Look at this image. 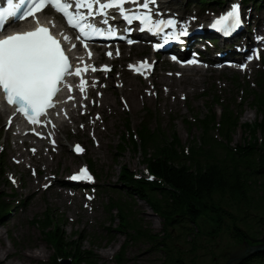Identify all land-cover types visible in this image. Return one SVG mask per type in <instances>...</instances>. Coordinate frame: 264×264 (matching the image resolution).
<instances>
[{"label": "trees", "instance_id": "obj_1", "mask_svg": "<svg viewBox=\"0 0 264 264\" xmlns=\"http://www.w3.org/2000/svg\"><path fill=\"white\" fill-rule=\"evenodd\" d=\"M253 108L257 112L253 124L240 125V118L230 112L224 116L221 129L227 144L220 146L212 140L208 149L199 147L197 138L192 141L187 159L177 151L180 143L175 134L151 135L154 143L142 148V163L149 166L164 186L134 180L132 173L123 167L121 183L163 218L164 227L162 233H154L136 216H131L132 213L128 214L129 211L119 213L121 224L133 228L139 241L160 248L165 256L163 264H197L196 252L214 238L227 235L235 244H241L264 234V95L256 98ZM207 126V121H203L202 130ZM239 127L253 141L232 148L230 144ZM128 150L138 151L134 144L123 146L122 155ZM2 212L0 207V224ZM50 214H46L47 220L42 223V233L53 242L58 256L70 257L77 264H94V254L82 247V234L69 238L64 232L65 222L55 225ZM205 219L211 226L207 230L201 225ZM174 229L182 238H190L189 249L174 243ZM124 253L117 259L119 264H126ZM242 264H264V254H257Z\"/></svg>", "mask_w": 264, "mask_h": 264}, {"label": "rangeland", "instance_id": "obj_2", "mask_svg": "<svg viewBox=\"0 0 264 264\" xmlns=\"http://www.w3.org/2000/svg\"><path fill=\"white\" fill-rule=\"evenodd\" d=\"M187 1L188 0H176V2H174L177 3L176 7L178 9H183L187 4ZM193 1L195 2L196 0ZM226 2H228V0H226ZM256 14L264 16V9L257 11ZM238 75L239 74H235L233 72H206L201 74L199 77H187L182 82V85H188V101L184 104L178 95L176 97V94L172 93V96L176 97L175 102H177V104L173 103V98L171 97L161 104L153 102L151 105L157 111L156 122L160 121L164 126L168 127L172 119H179L176 123V130L184 144L192 145V139L194 137L197 138V136L200 135V130L198 127H195L192 131L188 132L187 126L183 124V121L185 118L188 119L189 117H204L207 113L206 100L203 98V95L200 94L201 91H215L216 93H220V91L227 92V98L230 99L231 95H235V86L239 83L237 80L239 76L240 83L242 84V76ZM242 85L244 95H241L243 89H240V92L236 96L238 100L241 97L245 98L247 96L246 86H244V84ZM136 86L139 87V84L137 83ZM113 101L117 110L115 106H113V109L115 108L117 114H115L114 111L112 112L111 108L107 109V113L111 117V119H108L109 132L101 134L103 136V145L100 149H93V153L87 158V160L93 159L96 166L98 165L97 171L102 177V181L107 185H112L109 189L102 192L99 203L95 208V215L93 216L90 213L86 215L81 214L82 210L80 201L77 203V209L69 212L70 206L67 203H65L62 207L57 205V201L53 197H51V199H54L53 202L46 200L44 196L37 197V194H34V191L37 189L35 182H33V186L31 188L27 187L25 192L13 191L18 195V197L20 194L22 196L27 195L29 202L26 204V207L21 206L22 209L17 210L14 204L16 199L12 200L13 212L5 219L3 223L4 226L3 224L0 225V248L7 249L11 253L9 259L6 262H2L0 260V264H8L9 261H22L24 260V254L33 256L31 261L28 262L29 264H52L51 258L54 251L44 240L41 234V228L32 224V221L41 216L47 208L53 209L55 218L57 216L59 221H61V218L64 215L66 216L64 232L69 238L73 237L74 234L76 235L77 233L82 234L83 249L94 252L96 255L94 257V264H117L114 257L121 251L125 252L124 260L126 264H163L165 256L162 250L156 246L154 247L151 243L144 241H130L126 246V250H123L124 243L129 238L122 233L116 232L119 224L117 212H114V221H111V217L105 209V205L111 203L112 200L116 201L119 198L122 201L127 200L126 197L118 190H114V186L118 187L119 185L118 177L120 173V165H126L139 176L145 174V167L142 164L143 157L140 152L135 154L132 150L128 151L124 155V158L119 160V163L116 166L114 163L115 152L112 149V147H114L119 141L118 137L121 132L120 127L124 120H129L133 126H137L141 123L144 117L143 105L139 102L137 108H132L133 112L125 114L121 110V104L118 98H115ZM159 107L161 109L160 111ZM256 117V110L247 104L240 120V125L252 124L255 122ZM3 123L4 119H1L0 125ZM245 136L246 134L243 129H239V131L234 135V145L243 144ZM109 137L110 141L108 143L107 139ZM69 140L70 142H74L78 139L69 134ZM13 157H18V155L15 152H9V159L5 164L6 171L9 170L10 173H13L20 178L22 170L21 168L15 166L13 163ZM58 160V174L62 178L70 172L76 170L77 166L83 162L82 160H75L70 155L69 148H65L63 150L62 156ZM0 164L2 163L0 162ZM56 165L57 163H54L53 168H55ZM0 190L3 193L8 191L10 193L12 192L7 185L1 187ZM31 193L33 195H30ZM129 203L130 207L134 210V214L138 216L141 223H143L146 228L151 229L157 234L162 233L164 222L153 215V212L148 204L138 199H129ZM77 221H79L78 224L74 223ZM201 225L204 230L211 227L208 219L203 220ZM108 227H111L114 231L112 235H110L107 231ZM172 234L174 235V243L178 247L185 250L189 249V237L182 238V235L176 229L172 230ZM262 236H260V238ZM236 245L237 244H235L232 238L227 235L226 237L222 236L221 238H214L212 242H208L207 247H204V249H200L196 252V257H198L197 264H225L227 262V257L224 255V250L228 247Z\"/></svg>", "mask_w": 264, "mask_h": 264}, {"label": "snow or ice", "instance_id": "obj_3", "mask_svg": "<svg viewBox=\"0 0 264 264\" xmlns=\"http://www.w3.org/2000/svg\"><path fill=\"white\" fill-rule=\"evenodd\" d=\"M156 3L157 0H7V8L0 9V94L4 96L5 103L14 106V114L22 116L32 126L47 125L51 123L49 110H56L57 105L61 103L60 94L65 89L72 90V86L68 84L70 77H79L80 91L83 92L85 89L87 81L83 74L88 73L90 69L73 51L77 47L76 44H64L63 41L68 40V37L61 38L50 31L48 26L41 25L39 18L34 15L36 12L51 6L62 13L67 24L78 31L76 39L81 41L84 49L88 50L87 55L90 59L92 52L89 44L93 39L113 38L118 35L108 19L109 16L116 19V14L128 25L138 21L139 30H146L154 35H159L166 28L176 30L174 33L164 32L165 42L170 39L179 40L181 35L189 34L187 22L181 25L173 17L154 18L155 13L150 5ZM129 4L136 5L142 11H130L127 7ZM29 15L37 21L34 29L6 34L8 32L4 27L6 17L16 18L18 22ZM242 24L239 5L233 4L230 10L215 19L209 27L224 35H230ZM104 26H107V30ZM8 27L10 28L11 24ZM258 39L264 43V37ZM128 43L133 41L129 39ZM154 47L159 49L163 45L157 43ZM116 53L119 55L118 48ZM107 54L112 55L110 51ZM256 55L258 57L259 53L257 52ZM172 59L176 60L177 57L173 56ZM198 62L182 61V63ZM142 63L147 64V61ZM147 66L151 67V65ZM102 67L107 71L110 66L105 64ZM239 67L246 68L247 65L240 64ZM91 71H96L94 65L91 66ZM68 99L74 97L69 96ZM52 127H55V124H52ZM29 131L35 132L37 136H43V133L36 131L35 127ZM48 135L51 136V133ZM52 143L55 144V140H52ZM31 150L33 153L36 151L35 148ZM72 179H92V177L85 167Z\"/></svg>", "mask_w": 264, "mask_h": 264}, {"label": "water", "instance_id": "obj_4", "mask_svg": "<svg viewBox=\"0 0 264 264\" xmlns=\"http://www.w3.org/2000/svg\"><path fill=\"white\" fill-rule=\"evenodd\" d=\"M256 245H249L244 242L241 245L228 247L224 255L228 258L226 264H242L257 254H264V236L261 239L252 241ZM61 264H74L70 260H65Z\"/></svg>", "mask_w": 264, "mask_h": 264}, {"label": "bare ground", "instance_id": "obj_5", "mask_svg": "<svg viewBox=\"0 0 264 264\" xmlns=\"http://www.w3.org/2000/svg\"><path fill=\"white\" fill-rule=\"evenodd\" d=\"M188 2H191V0H188ZM169 4L174 5V1L170 0ZM105 101L109 102L108 97L105 98ZM132 101H133L134 105H136L135 100L132 99ZM3 113H5V112L0 108V118L3 116ZM0 238H1V235H0ZM10 256H11V253L7 249L0 248V260L2 262H6ZM23 257H24V260H22V261H19V262L18 261H9L8 264H27L33 258V256L27 255V254H24Z\"/></svg>", "mask_w": 264, "mask_h": 264}]
</instances>
